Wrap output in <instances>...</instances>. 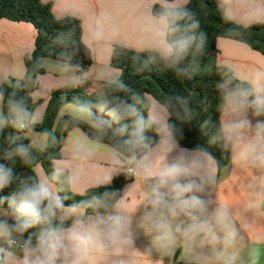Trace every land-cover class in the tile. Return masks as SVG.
Here are the masks:
<instances>
[{
	"label": "clouds",
	"instance_id": "clouds-1",
	"mask_svg": "<svg viewBox=\"0 0 264 264\" xmlns=\"http://www.w3.org/2000/svg\"><path fill=\"white\" fill-rule=\"evenodd\" d=\"M189 2L165 0L160 10L142 20L143 50L149 56L141 71L161 63L177 76L194 75L193 65L206 36L197 31L200 22L186 6ZM218 8L225 21L238 19L244 29L264 25V0H220ZM95 38H103V31H97ZM82 82V77L72 78L74 85ZM115 83L117 91L130 95L102 97L96 108L103 115L86 105L76 106L74 112L88 117L98 134L117 140L114 164H124L128 174L150 182L140 204L144 224L154 233L153 242L166 247L180 233L193 241L202 234L215 244L220 240L214 230L218 228L224 245H232L238 233L230 209L220 205L210 213L204 196L216 172L211 155L202 146L181 144L182 124L192 115L191 97L177 95L161 101L129 89L122 81ZM216 90L219 118L212 140L231 153L235 164L254 170L255 182L264 189V69L239 79L225 77ZM4 102L5 92L0 89V104ZM6 104L7 114L0 109V132L6 127L23 131L40 122L24 97L9 93ZM6 139L0 156V193L10 191L0 195V264H96L110 257L125 264L119 258L135 240L124 199H115V192L106 190L66 207L67 197L60 193L63 185L72 188L79 183V172L65 175L63 168L54 166L50 175H22L14 167L15 159L31 163L32 144L12 133ZM82 147L77 146L76 158L86 160L91 152L82 153ZM110 180L109 176L99 178L96 186ZM249 256L250 264H257L260 252L253 248Z\"/></svg>",
	"mask_w": 264,
	"mask_h": 264
},
{
	"label": "crops",
	"instance_id": "crops-1",
	"mask_svg": "<svg viewBox=\"0 0 264 264\" xmlns=\"http://www.w3.org/2000/svg\"><path fill=\"white\" fill-rule=\"evenodd\" d=\"M49 5L55 18L74 17L80 21L81 40L89 49L91 63L81 72L77 67L61 63L50 57L41 58L43 72L36 77V87L30 93L33 111L39 121L44 112L52 91L68 86H78L85 94L104 93V84L116 81L120 70L111 66L110 56L115 46L133 51H144L146 37L141 30L142 20L153 15L154 4L162 6L165 0H40ZM183 3V0H180ZM220 0H217L219 4ZM240 24L237 19L234 21ZM103 31V38H95L97 31ZM36 29L29 22L0 19V85L8 78H21L25 73L24 56L34 49ZM219 65L229 68L239 79L257 69H264V55L252 50L247 45L227 38H218L216 42ZM73 77H82L83 82L74 85ZM77 105L67 103L60 107L57 119L68 116L79 119L90 125L86 116H78L74 112ZM1 108V104H0ZM65 126V125H64ZM33 148L43 149L46 145V135L27 129L24 134ZM82 145L81 152H91L86 160L76 158V148ZM113 149L104 143L94 141L78 127L69 129L60 143V158L52 161V166L63 168L65 175L79 172V183L70 191L82 194L85 190L97 187L96 181L104 176L112 179L118 173L125 171L123 164H114ZM216 172L210 178V183L204 193L209 201V212L220 205H227L237 229V238L230 246L222 242L223 233L214 228L220 240L207 242L203 235L196 240H189L180 233L175 241L166 247L153 242L154 233L144 224L143 209L140 204L143 194L149 187V181L134 178L124 184L118 199L123 198L128 213L133 222L134 246L120 257L125 264H169L176 258L181 262L197 264H250V250L256 248L260 252L257 264H264V189L254 180L257 173L254 170L240 167L233 162L231 153L228 161L219 174L215 161ZM36 176L45 174L40 163L33 167ZM255 207L249 208L248 204ZM68 207V206H66ZM234 257V259H233ZM96 264H117V258L97 261Z\"/></svg>",
	"mask_w": 264,
	"mask_h": 264
},
{
	"label": "trees",
	"instance_id": "trees-1",
	"mask_svg": "<svg viewBox=\"0 0 264 264\" xmlns=\"http://www.w3.org/2000/svg\"><path fill=\"white\" fill-rule=\"evenodd\" d=\"M186 6L196 13L195 18L200 22L197 31L203 32L206 36L203 49L197 54L193 65L194 75L191 78L177 76L161 63H152L148 69L141 71L143 62L149 56L145 50L133 51L115 46L111 52L110 64L120 70L116 81H122L129 89L150 94L161 101L177 95L191 97L192 115L187 122L182 124L181 144L187 148L202 146L215 161L217 174H219L221 168L226 165L230 152L212 140L219 118L216 84L225 77L235 76L229 68L217 63L216 42L218 38L232 39L264 55V25L256 24L244 29L242 25L225 21L218 8L217 0H190ZM160 9V5L154 4L152 13L155 14ZM1 18L29 22L36 29L34 49L23 59L24 75L18 79L10 77L0 85V89L5 92V102L1 104L0 109L5 114H7L6 100L9 93L24 97L29 109H33L30 93L36 87L37 75L43 72L41 58L50 57L63 64L74 65L78 73H81L91 63L90 51L81 40V26L77 18L70 16L55 18L49 5L41 3L40 0H0ZM116 81L104 84L102 95L85 94L78 86L73 85L52 91L43 119L30 128L39 134L46 135V145L43 149L32 147L33 160L31 163L26 164L19 157L15 159L14 167L20 174L36 176L33 167L40 163L45 174L50 175L53 171L52 161L60 158L61 139L73 127L80 128L87 137L94 141L104 143L113 150L119 149L117 140L113 139L110 134L100 135L92 125L84 121L68 116L57 119L60 107L67 103L77 106L86 105L91 107L93 112L103 115L98 113L96 108L102 97L127 98L130 95L128 91H117ZM25 132L26 130L17 131L12 127H6L3 132H0V156H3L4 149L7 147L6 138L9 133L21 136L23 143L30 144L29 139L24 135ZM149 135L153 133L149 132ZM125 167L126 165L123 164L124 169ZM133 179L126 171H122L113 177L110 186L92 187L82 194H74L67 185H63L65 190L60 195L67 197L65 205L68 207L87 201L93 195L103 193L107 188L114 191L115 199H118L121 187ZM8 191L10 189H5L0 195L7 194ZM86 211L91 213L92 209L88 208ZM169 264L197 263L181 262L174 258Z\"/></svg>",
	"mask_w": 264,
	"mask_h": 264
},
{
	"label": "built area",
	"instance_id": "built-area-1",
	"mask_svg": "<svg viewBox=\"0 0 264 264\" xmlns=\"http://www.w3.org/2000/svg\"><path fill=\"white\" fill-rule=\"evenodd\" d=\"M126 169H127V166L125 167V171H126V173H127V170H126ZM129 175H130V174H129ZM131 176H132V175H131ZM132 178H136V177L132 176Z\"/></svg>",
	"mask_w": 264,
	"mask_h": 264
},
{
	"label": "water",
	"instance_id": "water-1",
	"mask_svg": "<svg viewBox=\"0 0 264 264\" xmlns=\"http://www.w3.org/2000/svg\"><path fill=\"white\" fill-rule=\"evenodd\" d=\"M106 190H108L109 192H112V190H111L110 188H108V189H105V190H104V192H105Z\"/></svg>",
	"mask_w": 264,
	"mask_h": 264
},
{
	"label": "rangeland",
	"instance_id": "rangeland-1",
	"mask_svg": "<svg viewBox=\"0 0 264 264\" xmlns=\"http://www.w3.org/2000/svg\"><path fill=\"white\" fill-rule=\"evenodd\" d=\"M108 189V188H107Z\"/></svg>",
	"mask_w": 264,
	"mask_h": 264
}]
</instances>
